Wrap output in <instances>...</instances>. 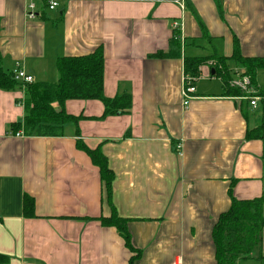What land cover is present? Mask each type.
I'll return each instance as SVG.
<instances>
[{"label": "crops", "instance_id": "1", "mask_svg": "<svg viewBox=\"0 0 264 264\" xmlns=\"http://www.w3.org/2000/svg\"><path fill=\"white\" fill-rule=\"evenodd\" d=\"M58 1L50 10L39 0L31 19L27 0H0L3 69L56 82L59 57L102 48L105 95L128 92L132 109L102 117L98 99L67 100L66 111L82 116L77 124L63 136H26L11 131L25 116L24 89H0V254L9 259L0 264H217L212 231L231 205V185L238 199L264 194V135L247 137L264 116V67L255 107L225 94L214 60L200 66L184 105V59L230 58L235 40L243 57L264 59V0H181L184 9L177 0ZM175 22L186 39L181 56L152 57L169 52ZM79 138L101 146L115 174L113 204L141 250L132 263L119 231L100 220L112 209ZM25 195L35 216L24 213ZM258 254L239 264H264Z\"/></svg>", "mask_w": 264, "mask_h": 264}, {"label": "trees", "instance_id": "2", "mask_svg": "<svg viewBox=\"0 0 264 264\" xmlns=\"http://www.w3.org/2000/svg\"><path fill=\"white\" fill-rule=\"evenodd\" d=\"M203 32L206 34L205 29ZM185 40H182L179 29L173 30L169 52L159 51L152 55L155 58L181 56ZM208 60H214L212 68L216 77L220 78L226 95L243 96L244 93L229 82L235 77V71L230 69L229 61H234L241 67L242 75H249L252 84L256 70L264 67L263 58L243 57L239 42L235 40L233 55L225 56H186L184 59V74L195 78L201 75V65ZM58 79L56 82L24 83L15 78L14 71H5L0 59V89L14 90L17 87L24 89V98L21 100L25 109L23 121L11 124L14 134L21 133L26 136H63L68 124H77L82 116H74L66 111L65 102L71 99H98L104 105V114L116 115L129 113L132 109V96L128 92L118 94L113 98L107 97L104 92V56L102 48L93 53L81 56L59 57L56 63ZM57 102L60 109L54 107ZM78 131V130H77ZM78 133V132H77ZM79 134V133H78ZM264 116L261 124L249 130L247 137L263 138ZM77 147L85 151L99 168L101 179L105 185L107 203L112 212L109 217H101L104 226L115 227L125 240L127 247L135 253L131 263L140 255L141 250L132 244L129 231L128 218L119 215L112 201V188L115 174L108 164L107 156L101 146L90 148L81 138L77 139ZM231 205L223 212L214 225L212 236L215 245L217 264H239L242 260L253 258L264 259L262 249L264 233V194L253 199H238L233 195V185L229 188ZM24 213L27 217L35 216V200L29 195L24 197ZM9 259L0 254V263Z\"/></svg>", "mask_w": 264, "mask_h": 264}, {"label": "built area", "instance_id": "3", "mask_svg": "<svg viewBox=\"0 0 264 264\" xmlns=\"http://www.w3.org/2000/svg\"><path fill=\"white\" fill-rule=\"evenodd\" d=\"M39 0H27V16L28 18L34 19L37 15H38V10H37V2ZM45 1L47 3V6L50 10H54L58 7L59 5V1L58 0H42ZM177 2L182 6V8L184 9V5L182 3L181 0H177ZM173 28H177L180 30L181 28V24L178 22H175L173 24ZM182 36V34H181ZM183 38V36H182ZM211 64L213 65L214 62H211ZM15 78L18 81L24 82V83H32L34 82V78L33 76L26 74L24 71L18 70L15 72ZM198 78L189 76V75H185L184 76V80H183V90H182V94H183V101H184V105H188L189 101L195 96L196 93V87H195V81ZM231 87L237 88L239 90H241L244 95L242 96L243 99L249 100L251 105H253L254 107L257 105V102L259 100V97L256 95V92L254 90L252 81H251V77L249 75H242L241 72L240 73H236L235 77H233L232 80H230L229 82ZM20 135V134H18ZM173 264H181V260H176Z\"/></svg>", "mask_w": 264, "mask_h": 264}, {"label": "rangeland", "instance_id": "4", "mask_svg": "<svg viewBox=\"0 0 264 264\" xmlns=\"http://www.w3.org/2000/svg\"><path fill=\"white\" fill-rule=\"evenodd\" d=\"M187 47H189L190 48V46H191V44L190 43H187V45H186ZM197 53H199L198 55H204V54H206L207 53V51L205 50V49H197ZM212 65V64H211Z\"/></svg>", "mask_w": 264, "mask_h": 264}, {"label": "water", "instance_id": "5", "mask_svg": "<svg viewBox=\"0 0 264 264\" xmlns=\"http://www.w3.org/2000/svg\"><path fill=\"white\" fill-rule=\"evenodd\" d=\"M213 73H214V71H213Z\"/></svg>", "mask_w": 264, "mask_h": 264}]
</instances>
